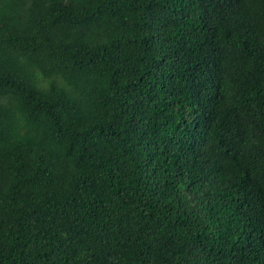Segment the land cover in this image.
<instances>
[{
    "label": "trees",
    "instance_id": "1",
    "mask_svg": "<svg viewBox=\"0 0 264 264\" xmlns=\"http://www.w3.org/2000/svg\"><path fill=\"white\" fill-rule=\"evenodd\" d=\"M0 264H264V0H0Z\"/></svg>",
    "mask_w": 264,
    "mask_h": 264
}]
</instances>
